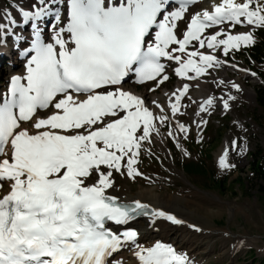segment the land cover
Wrapping results in <instances>:
<instances>
[{"label": "snow or ice", "instance_id": "obj_1", "mask_svg": "<svg viewBox=\"0 0 264 264\" xmlns=\"http://www.w3.org/2000/svg\"><path fill=\"white\" fill-rule=\"evenodd\" d=\"M198 2L34 0L25 8L12 0L0 9V45L7 46L9 38L17 46L30 43L21 52L26 75L11 77L0 103V187L8 185L0 198V264H123L111 258L125 248L139 264H192L170 245H140L139 230L130 226L140 217L153 226L160 219L184 221L140 200L121 203L107 190L115 187V173L143 175L138 160L151 133L159 135L154 121L168 120L154 114L141 95L125 90V78L135 73L140 83H163L169 79L165 59L176 62L177 76L192 71L199 77L220 66L213 54L218 49L228 55L255 43L252 31L230 29L264 28V0H221L193 12ZM46 21L47 35L40 26ZM29 25L28 37L16 33ZM194 42L211 52L190 51ZM188 90L185 83L171 93L173 117ZM220 99L228 109L235 97ZM215 102L209 96L199 110ZM151 103L164 112L156 100ZM176 127L188 131L182 123ZM218 163L235 167L227 148Z\"/></svg>", "mask_w": 264, "mask_h": 264}, {"label": "rangeland", "instance_id": "obj_2", "mask_svg": "<svg viewBox=\"0 0 264 264\" xmlns=\"http://www.w3.org/2000/svg\"><path fill=\"white\" fill-rule=\"evenodd\" d=\"M23 1L25 0H16V3ZM209 2L210 0H206L201 4L206 6ZM212 2L219 3L221 0H212ZM11 3L12 1L9 0H0V9L8 7ZM202 5L196 8L200 10L203 8ZM182 27L184 25H181ZM258 29L253 30L250 26L242 24L230 31L232 34L252 31L256 39ZM247 46L250 45L242 44L240 49L230 50L228 55L218 49L217 54L225 57L230 63L237 62L242 66L250 67L259 77L264 78V62L250 61L242 50ZM9 61L11 57L4 58V62ZM6 67V63L1 65L2 72ZM237 69L244 72L241 77L244 84L253 87L254 100H248L241 89L232 88L229 80L225 84H218L215 88L208 82L207 85L215 95L222 94L227 98L230 93L235 99L229 101L230 107L227 110H224L216 99L215 106L211 108V112L204 119L205 123L202 124L204 133L199 134L194 126V114L197 101L202 95L199 97L195 94V88L194 92L192 89V97L188 96L184 100V109L183 112L180 109V114L181 112L182 114L178 120L187 124L189 131L183 134L177 130L175 133V129L171 126V119L168 117L166 122L161 123L163 126L160 136L151 134L152 142L145 143L142 148L138 170L143 175H138L133 179L127 177L126 174L122 176L115 173V187L108 189L115 193L125 185L131 193L138 191L171 195L181 193L188 200L187 205L185 204L188 210L197 212L196 215L193 214L196 222H200L203 218L201 223L204 226L225 229L234 234L224 236L217 233L212 234L211 238L207 239L210 243V250L194 258L199 264H250L249 254L252 252L256 258H264V198L256 186V180L250 173L252 155L264 154V112L256 103L257 89L259 86H264V83L256 81V74L252 75L253 72L249 69H241L239 66ZM234 74L230 72L229 77L232 79L235 76L238 77ZM246 75H252L255 79L244 77ZM206 79L209 77L207 76ZM171 87V82L162 84L152 94L161 97L163 96L162 89L170 90ZM205 94H208V91L204 90L203 95ZM163 99L164 97H161L160 101ZM224 112L226 115H223ZM169 130L173 132L175 139L168 135ZM192 139L193 144L197 145L194 148L191 143ZM225 139H228L230 143L229 147H226L228 163L235 165L234 168H221L218 163L222 156L219 153ZM233 140L237 141L236 147L232 146ZM177 141L181 146L179 148L176 147ZM199 145H204L203 149ZM241 147H246L247 151L241 154ZM199 149L202 150L200 156ZM185 150L190 155H184ZM206 151L208 155L210 153L212 159L208 158ZM193 160L203 161L205 168L200 175L185 173L182 168V163ZM220 179L227 180L223 182V188L218 187ZM201 238L200 236L195 239ZM207 240L204 239V241ZM241 241L243 243H240Z\"/></svg>", "mask_w": 264, "mask_h": 264}, {"label": "bare ground", "instance_id": "obj_3", "mask_svg": "<svg viewBox=\"0 0 264 264\" xmlns=\"http://www.w3.org/2000/svg\"><path fill=\"white\" fill-rule=\"evenodd\" d=\"M26 1V0H25ZM29 2H34V0H29ZM217 3V2H215ZM214 2L207 4L204 8H211ZM22 7L30 8L31 3L28 4H21ZM202 5V4H200ZM203 6V5H202ZM195 10H193L194 12ZM15 12V10H14ZM13 12V13H14ZM16 14V12L14 13ZM0 22H3L0 20ZM239 34V33H237ZM195 43V42H194ZM197 45H194L193 50H199L198 43ZM9 46V45H8ZM8 46L0 45V52L2 48L8 49ZM200 51V50H199ZM206 52H211V50H204ZM217 55L218 59L221 61V64L219 67L220 71L215 70L213 73H210V78L206 81L202 77H199L196 79L192 87L195 88V94L202 95L200 99H198V105L201 103L205 98L212 96L215 97L213 90L207 85L208 82L212 84V86L215 88L220 85V81H228L231 79L229 77V73H235L238 75V77H235L233 80V83H237L240 85V88L242 92L247 96L248 100L251 99L254 100L255 92L253 90V87L246 86L244 82L241 80L243 77V71H238L237 67L238 65L235 63H224V58L220 57L218 54L213 53ZM198 59V57L194 58ZM235 65V67L233 66ZM10 68H14L11 66ZM241 68V67H240ZM242 67L241 69H243ZM248 69V68H247ZM251 71V70H250ZM9 73V71H8ZM254 73V72H253ZM234 74V75H235ZM257 75V74H256ZM252 78V77H251ZM257 78V76L255 77ZM240 79V80H239ZM256 80H259L258 78ZM180 83H178V86ZM125 90H132L125 85H123ZM208 91V94L203 95V91ZM173 91L171 89L170 91H166L164 94L163 92V101H160V97L158 95L150 94L149 91H144L141 96L146 100V106L150 108L156 115H166L171 120H176V123L179 122L180 119V110L175 114V117H173V114L171 112V109L169 107V98H171L172 101H174L173 97L170 96V92ZM194 94V93H193ZM194 94V96H195ZM192 97V96H191ZM198 97V96H197ZM195 98V97H194ZM152 100H156L163 108L164 112L162 113L159 108H156L155 105H153L151 102ZM196 100V99H195ZM197 112L194 114V125L196 126L197 131L201 129V126L203 123H200L201 120L204 121L205 117L200 116V110L199 107H197ZM181 109V108H180ZM182 111V109H181ZM158 131L159 135H157L156 131H153L151 134H154L156 136H160L161 130H162V124L159 120L154 121ZM181 123V122H179ZM183 124V123H182ZM186 126V124H184ZM184 133V132H183ZM156 138V137H155ZM230 143L228 139H225L222 143V149L219 154L223 155L225 152L226 147H229ZM145 190V189H143ZM108 194H112L117 196L120 200L124 201H134V200H140L142 203L148 204L152 206L155 209L158 210H164L165 212L169 214H173L177 216L179 219L184 221L183 224L180 225H171L164 219H160L156 222L155 226H153L149 220V218H144L141 220L140 223V229L143 231V234L140 238L141 242L145 245H149V243L155 239V238H162L165 241L166 245L172 246L178 253H182L187 255L189 260L194 262V258L196 256L202 255V253H205L206 251L210 250V243L208 242V238H211V235L214 233H217L218 235H227V234H233L232 232L228 230H220L219 228H212L204 226L203 218L200 219V222H196L193 218V214L196 215V211L188 210L187 205L188 200L185 196H182L181 193L177 195H171V194H163L159 192H149V191H138L135 193H131L129 189L124 185L121 187L118 191H116L114 194L111 193L109 190H107ZM219 212V211H218ZM199 214V213H198ZM219 214V213H218ZM195 217V216H194ZM199 218V217H198ZM205 223V222H204ZM192 225H195L196 228L191 227ZM199 229V230H197ZM234 235V234H233ZM202 237L201 239H195L196 237ZM204 239H208L207 241H204ZM226 246V245H225ZM225 249V248H223ZM226 251V250H225ZM227 252V251H226ZM127 255V256H126ZM133 252L127 248L121 250L118 252V255L116 257V260L127 259L123 264H139L137 260L132 256ZM126 256V257H125Z\"/></svg>", "mask_w": 264, "mask_h": 264}, {"label": "trees", "instance_id": "obj_4", "mask_svg": "<svg viewBox=\"0 0 264 264\" xmlns=\"http://www.w3.org/2000/svg\"><path fill=\"white\" fill-rule=\"evenodd\" d=\"M261 36L258 35V39H256L255 43L247 48V53L250 55V59L254 60L255 62L263 61L264 60V29L259 33ZM257 105L260 109L264 112V88H260L257 91ZM208 158L211 159V155L207 153ZM253 159L250 163V173L251 176L256 180L257 187L261 193V196L264 198V154L258 153L253 154ZM203 162H186L183 164L184 171L188 174L196 173V175H200L205 167H203ZM210 175V174H209ZM224 178V177H223ZM212 181V180H210ZM226 179H220L218 183V187L223 188V182L225 183ZM250 264H264V258H256L254 253L252 252L249 254ZM248 264V263H247Z\"/></svg>", "mask_w": 264, "mask_h": 264}]
</instances>
